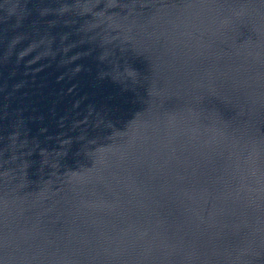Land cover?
Wrapping results in <instances>:
<instances>
[{
	"label": "water",
	"instance_id": "obj_1",
	"mask_svg": "<svg viewBox=\"0 0 264 264\" xmlns=\"http://www.w3.org/2000/svg\"><path fill=\"white\" fill-rule=\"evenodd\" d=\"M0 264H264V0H0Z\"/></svg>",
	"mask_w": 264,
	"mask_h": 264
}]
</instances>
